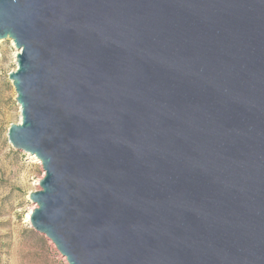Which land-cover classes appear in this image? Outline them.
Instances as JSON below:
<instances>
[{
	"label": "water",
	"instance_id": "water-1",
	"mask_svg": "<svg viewBox=\"0 0 264 264\" xmlns=\"http://www.w3.org/2000/svg\"><path fill=\"white\" fill-rule=\"evenodd\" d=\"M69 264H264V0H0Z\"/></svg>",
	"mask_w": 264,
	"mask_h": 264
},
{
	"label": "rangeland",
	"instance_id": "rangeland-1",
	"mask_svg": "<svg viewBox=\"0 0 264 264\" xmlns=\"http://www.w3.org/2000/svg\"><path fill=\"white\" fill-rule=\"evenodd\" d=\"M16 47L0 40V264H69L27 215L36 206L29 193L38 190L45 172L34 155L16 149L8 139L11 123L20 121V106L8 74L15 70Z\"/></svg>",
	"mask_w": 264,
	"mask_h": 264
},
{
	"label": "bare ground",
	"instance_id": "bare-ground-1",
	"mask_svg": "<svg viewBox=\"0 0 264 264\" xmlns=\"http://www.w3.org/2000/svg\"><path fill=\"white\" fill-rule=\"evenodd\" d=\"M20 116H21V115H20ZM33 158L36 159V160H35L36 162H41V161H40L35 155L33 156ZM31 212H32V211H30V212L28 213V215H27V218H28V219H30Z\"/></svg>",
	"mask_w": 264,
	"mask_h": 264
}]
</instances>
